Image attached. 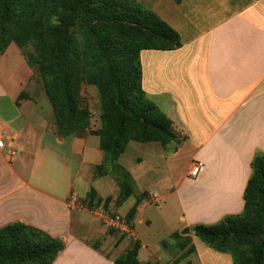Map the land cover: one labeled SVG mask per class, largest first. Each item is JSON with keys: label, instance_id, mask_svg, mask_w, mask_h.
<instances>
[{"label": "crops", "instance_id": "0c3cea01", "mask_svg": "<svg viewBox=\"0 0 264 264\" xmlns=\"http://www.w3.org/2000/svg\"><path fill=\"white\" fill-rule=\"evenodd\" d=\"M136 1L178 34V48L142 50L139 60L141 89L184 141L170 151L129 142L113 171L97 135H59L30 67L9 45L0 53V228L19 222L60 240L50 264H115L133 242L67 204L71 193L87 204L94 191L116 213L135 205L139 264H232L192 234L171 235L243 209L250 162L264 154V0ZM195 160L203 167L190 178ZM120 172L132 192L116 207Z\"/></svg>", "mask_w": 264, "mask_h": 264}, {"label": "trees", "instance_id": "16d2710c", "mask_svg": "<svg viewBox=\"0 0 264 264\" xmlns=\"http://www.w3.org/2000/svg\"><path fill=\"white\" fill-rule=\"evenodd\" d=\"M73 27L91 37L96 50L81 66L76 63ZM11 41L19 47L28 42L33 45L59 135L85 133L88 110L78 108L76 85L83 80L96 86L100 127L92 133L98 136L104 165L113 171L120 170L116 161L129 142L157 143L170 151L184 141L172 121L146 99L139 60L142 50L178 48V34L137 1L0 0V53ZM101 64L106 65L105 70L99 68ZM250 170L240 213L213 224L183 228L171 237L192 234L213 251L228 254L232 264H264V154L254 153ZM119 174L116 207L132 192L128 175ZM109 201L90 191L87 206H107ZM134 212L135 205L125 214L129 221ZM137 247L133 242L115 264H139ZM62 248L60 240L19 222L0 228V264H50ZM191 250L189 247L187 253Z\"/></svg>", "mask_w": 264, "mask_h": 264}, {"label": "rangeland", "instance_id": "374dc122", "mask_svg": "<svg viewBox=\"0 0 264 264\" xmlns=\"http://www.w3.org/2000/svg\"><path fill=\"white\" fill-rule=\"evenodd\" d=\"M136 1V0H135ZM142 6V5H141ZM143 7V6H142ZM144 8V7H143ZM72 41H73V46H74V51H75V56H76V63L78 66H81V64L84 62L85 59L91 58L96 54V50L93 46V39L86 35L84 32L79 31L77 28H72ZM9 45H13L16 47L22 56L24 57L26 64L30 67V70L32 71V74L30 75V84L34 86L36 89L37 94L43 95L45 97L49 107L52 110V117L54 118V122L56 125V118L54 115V111L52 108L51 103L49 102L46 94H45V89H44V81L42 79V76L38 70V66L35 62V50L31 42H28L26 45L23 47H19L18 44L14 43L11 41ZM7 46V47H8ZM6 47V48H7ZM27 55L30 56L29 59H27ZM29 60V61H28ZM99 68H103L104 70L106 69L105 64L98 65ZM90 89H94L93 96L90 93ZM76 97H77V104L78 108H86L88 110V118L86 121V126L83 129V132L89 131L93 132L97 130L100 127V104H99V94L96 86L92 84L86 83V81H80L77 82L76 85ZM148 101L152 102V100L146 98ZM154 104V103H153ZM57 129V126H56ZM178 133V132H177ZM180 135V133H178ZM108 234H112L113 231H108Z\"/></svg>", "mask_w": 264, "mask_h": 264}, {"label": "built area", "instance_id": "2783aa9c", "mask_svg": "<svg viewBox=\"0 0 264 264\" xmlns=\"http://www.w3.org/2000/svg\"><path fill=\"white\" fill-rule=\"evenodd\" d=\"M3 144L4 141L0 137V148L3 147ZM6 154L9 158H12L16 155V151L7 150ZM202 167L203 163L199 160H195L189 167L188 176L190 178H195L201 171ZM67 204L70 209L89 212L106 230H112L119 234L120 237L126 238L131 242H135L136 237L132 223L125 215L114 212L109 204L107 206L99 205L88 207L87 204L80 201L79 197L75 193H71L69 195Z\"/></svg>", "mask_w": 264, "mask_h": 264}]
</instances>
